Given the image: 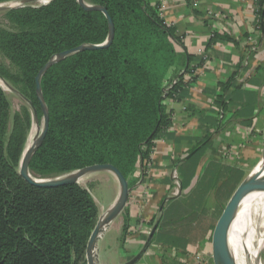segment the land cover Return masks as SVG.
Listing matches in <instances>:
<instances>
[{"label":"trees","instance_id":"16d2710c","mask_svg":"<svg viewBox=\"0 0 264 264\" xmlns=\"http://www.w3.org/2000/svg\"><path fill=\"white\" fill-rule=\"evenodd\" d=\"M84 2L107 10L115 37L108 48L69 56L43 76L49 131L32 157L31 174L55 179L110 164L132 189L147 174L157 141L170 134L173 115L166 102L181 100L196 83L194 57L160 16L162 3L154 7L147 0ZM256 4L261 28L264 0ZM5 18L12 29L0 27V53L15 73L0 66V82L12 81L32 111L27 112L26 126L16 116L10 128L12 106L0 83V264H87V246L99 221L91 193L79 184L34 187L21 177L20 165L34 108L44 119L36 92L39 72L60 53L105 44L108 20L100 11L85 10L78 0H52L42 6L25 3L8 9ZM215 106L218 120L225 106L222 100H215ZM213 176L209 185L203 176L187 200H163L167 205L159 219L150 222L154 226L158 221L149 245L161 231L168 241L179 238L175 248L183 252L197 241L192 229L199 222L202 226L205 218H221L219 203L225 204L237 190L243 173L226 167ZM214 229L211 226L205 236H210L209 242ZM149 245L129 264H137Z\"/></svg>","mask_w":264,"mask_h":264},{"label":"crops","instance_id":"0c3cea01","mask_svg":"<svg viewBox=\"0 0 264 264\" xmlns=\"http://www.w3.org/2000/svg\"><path fill=\"white\" fill-rule=\"evenodd\" d=\"M147 1L154 7L164 2L166 21L194 57L196 83L181 100L166 102L175 129L157 141L151 172L131 189L125 211L132 228L124 249L118 251L123 253L118 264L153 240L158 221L154 226L150 222L158 220L164 208L171 173L182 176L190 195L203 176L209 185L223 168L243 173L246 166L259 165L264 156V22L260 28L255 0ZM215 100L225 106L218 120ZM228 157L233 164L226 163ZM109 174L113 176H106L109 180H116ZM165 248L171 250L151 243L137 264H159Z\"/></svg>","mask_w":264,"mask_h":264},{"label":"rangeland","instance_id":"374dc122","mask_svg":"<svg viewBox=\"0 0 264 264\" xmlns=\"http://www.w3.org/2000/svg\"><path fill=\"white\" fill-rule=\"evenodd\" d=\"M26 0H13V1H4L0 2V27L3 29H12V26L7 22L5 18V13L8 9H14L19 8L23 4H25ZM52 0H30L28 4H31L33 6H42L50 3ZM0 66L2 68L7 69L11 74L15 73V69L12 67L10 62L0 53ZM1 86L5 90L10 102H11V124L10 128L13 127V120L16 116L22 117L24 120L25 126L27 125V112L30 111V107L28 104L16 93V87L13 85L12 81L3 82L1 81ZM32 111V110H31ZM36 129V130H35ZM44 129V119H39L36 123L33 119L32 126L28 133V145L26 151L29 149V144L35 143V140L38 138V136L41 135ZM35 130V134L33 137V141H31V134ZM32 142V143H31ZM262 149L264 148V144H262ZM234 159L232 157H228L226 159L227 164H233ZM258 166V165H257ZM257 166L249 165V167L246 166L245 172H243V178L247 175H249L251 172H253ZM106 172L101 173H93L85 176L79 183V185L86 190H88L91 195L93 196L98 208H99V220L101 218H104L106 214L110 211V209L114 206L116 201L119 198L120 195V184L116 178L109 180L108 177H113L112 175H107ZM69 175V174H68ZM67 176V175H66ZM108 176V177H106ZM175 176L178 177L177 179L172 180L173 186L171 187V190L169 191L168 199L174 198L175 193L179 191V197L182 200L188 199V191L185 192L182 181L180 179V175L177 172V174L171 173V179L175 178ZM61 178V177H58ZM56 179V178H55ZM236 189L233 191V193L230 194L229 198L225 200V204L219 205L222 207L223 212L226 211L229 202L231 201ZM216 199V198H215ZM169 201V200H168ZM217 202H219L217 200ZM167 205V202L165 203L164 207ZM214 206V203H213ZM126 210V208H125ZM123 211L107 228V230L102 234L101 238L98 241V244L95 249V253L97 254V264H118L120 255H123V253H119L118 251L123 250V245L126 244L127 234L126 236L122 233V228H126L128 225V230H130V224L128 221V218L126 217V211ZM159 218V214L157 215L156 219ZM128 222V223H127ZM219 220L215 217L213 218H205L204 224L201 226L200 222L197 224V227L195 226L192 230H195L193 233L194 238L196 237L197 241L192 242L194 245H190L189 250H185L183 252L173 250L176 249L179 238L170 239L169 241L165 238V235L159 231L158 236L154 242V246L158 247V245L165 244L166 247L170 248L171 250L168 251L165 248L164 251V257L158 258L159 264H215V256L213 252V235L215 232L216 227L218 226ZM145 225V223H144ZM211 226H215V229L212 233V240L209 242V237H205L207 233L209 232V228ZM176 226L173 225L172 227H169L170 232H173L174 228ZM153 228V227H152ZM142 230V229H141ZM185 230V229H184ZM150 231V229H149ZM152 231V230H151ZM187 231V230H186ZM212 230H210L211 232ZM184 232V231H182ZM209 232V234H210ZM122 243V244H121ZM197 245V246H196ZM256 245V244H255ZM120 249H119V247ZM152 247V246H151ZM150 247V248H151ZM122 248V249H121ZM149 248V249H150ZM152 247V251L153 252ZM129 249V247H128ZM127 250V249H126ZM143 251V246H141L140 249L137 250L131 257L129 261H123L121 264H129L132 260H134L136 257L140 255V253ZM246 252L248 253V250L246 249ZM155 263V261H154ZM88 264V261H87ZM260 264H264V249L261 252L260 257Z\"/></svg>","mask_w":264,"mask_h":264},{"label":"water","instance_id":"95a60500","mask_svg":"<svg viewBox=\"0 0 264 264\" xmlns=\"http://www.w3.org/2000/svg\"><path fill=\"white\" fill-rule=\"evenodd\" d=\"M30 0H26L25 3H29ZM81 6L87 11H100L102 12L108 20L109 24V38L108 41L103 45H83L78 48L60 53L52 60H50L39 72L36 78L37 84V96L40 101V105L44 114V129L40 136L35 140L33 146L27 150L23 156L20 165V175L23 177L30 185L43 189H55L64 186H69L73 184H79L80 181L87 175L93 173H111L113 174L119 184H120V195L114 206L106 214L104 218H101L90 238L87 246V261L88 264H97V254L95 253L96 246L102 234L107 230L110 224L125 210L130 196V186L127 179L116 167L110 164L105 165H94L87 167L85 169L76 171L67 176L56 179H38L31 174L30 163L35 151L44 142L47 133L49 131V113L44 100L41 81L43 76L48 72V70L53 67L58 62L72 56L76 53L82 51H95L103 48H108L115 37V26L113 20L109 16L107 10L100 6H91L84 2V0H78ZM34 120L38 122L37 110L34 108ZM264 186V156L262 161L259 163L257 168L251 172L244 181L239 185L235 191L226 211L223 213L219 219L218 226L215 229L213 235V252L215 256V264H236V258L230 244V234L232 232V227L237 219L241 205L243 201L249 197L251 194L256 192L258 189ZM157 226L155 227L156 230Z\"/></svg>","mask_w":264,"mask_h":264},{"label":"bare ground","instance_id":"6f19581e","mask_svg":"<svg viewBox=\"0 0 264 264\" xmlns=\"http://www.w3.org/2000/svg\"><path fill=\"white\" fill-rule=\"evenodd\" d=\"M35 130L31 134V141ZM31 147L32 144H29V149ZM230 244L236 264H260L264 249V186L243 201L232 227Z\"/></svg>","mask_w":264,"mask_h":264},{"label":"built area","instance_id":"2783aa9c","mask_svg":"<svg viewBox=\"0 0 264 264\" xmlns=\"http://www.w3.org/2000/svg\"><path fill=\"white\" fill-rule=\"evenodd\" d=\"M255 5L257 6V4H256V0H255ZM162 8H161V12H160V16L164 19V17H165V13H166V6L164 5V2H162V6H161ZM257 9H258V6L256 7ZM166 24L167 25H170V23L168 22V21H166ZM208 63V62H207ZM217 111H218V109H217ZM174 129L175 128H173V126H172V128L169 130V131H174ZM151 170H152V168H151V164L150 165H148V168L145 170V172L147 173V174H149L150 172H151ZM173 174H177V172L176 171H174L173 172ZM174 179H177L178 180V177L177 176H175V178H173L172 180H174ZM175 195L176 196H174V197H179V191L177 192V193H175Z\"/></svg>","mask_w":264,"mask_h":264}]
</instances>
